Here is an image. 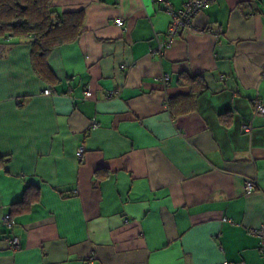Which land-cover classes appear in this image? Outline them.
I'll return each mask as SVG.
<instances>
[{"label": "crops", "instance_id": "obj_1", "mask_svg": "<svg viewBox=\"0 0 264 264\" xmlns=\"http://www.w3.org/2000/svg\"><path fill=\"white\" fill-rule=\"evenodd\" d=\"M49 6L76 35L44 77L0 37V264H264V0H214L160 54L162 3Z\"/></svg>", "mask_w": 264, "mask_h": 264}, {"label": "trees", "instance_id": "obj_2", "mask_svg": "<svg viewBox=\"0 0 264 264\" xmlns=\"http://www.w3.org/2000/svg\"><path fill=\"white\" fill-rule=\"evenodd\" d=\"M49 4L50 0H0V37L30 38L32 65L42 77L47 73L45 58L48 53L76 35L70 18L58 17ZM28 189L30 186L25 188L18 211L32 203ZM8 214L12 219L13 213Z\"/></svg>", "mask_w": 264, "mask_h": 264}, {"label": "built area", "instance_id": "obj_3", "mask_svg": "<svg viewBox=\"0 0 264 264\" xmlns=\"http://www.w3.org/2000/svg\"><path fill=\"white\" fill-rule=\"evenodd\" d=\"M214 0H187L180 9L174 10L168 2L165 0H155L157 3H162L163 7L168 14L169 20L166 30L163 33L162 37L157 38V52L160 54L166 48H169L173 41L174 37L177 35L180 29L189 28L191 26L192 18L204 7L211 4ZM116 25H121L122 20L120 18H116L114 20ZM260 77L264 78V61L260 65ZM51 92L50 89H45L43 91L44 94H49ZM89 95V91L84 92V96L87 97ZM264 112L263 106L260 102L256 101L254 103V114L260 115ZM242 129L244 131H249V125H243ZM83 153L82 146L78 147L75 155L80 158ZM255 180L254 179H245L243 183V189L245 192H251L255 188ZM2 223L8 229H11L13 226V220L9 216V214H4L2 216ZM249 234L258 238V250L260 256L264 262V224H261L257 228L249 230ZM10 248L12 250H16L19 247V242L16 237L9 238ZM219 264H233L227 261H222ZM235 264H243V263H235Z\"/></svg>", "mask_w": 264, "mask_h": 264}]
</instances>
